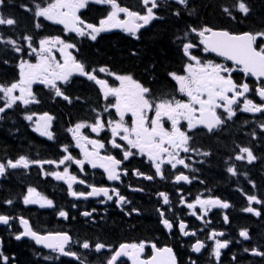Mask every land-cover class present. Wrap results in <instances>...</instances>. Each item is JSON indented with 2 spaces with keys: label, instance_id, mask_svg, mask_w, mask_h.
<instances>
[{
  "label": "flooded vegetation",
  "instance_id": "af4514ba",
  "mask_svg": "<svg viewBox=\"0 0 264 264\" xmlns=\"http://www.w3.org/2000/svg\"><path fill=\"white\" fill-rule=\"evenodd\" d=\"M137 2L140 3V0H117L120 6L143 13L141 3L138 7ZM167 4L171 9L184 8L183 5L174 3L173 0H160L158 9L160 10ZM91 8L112 11L109 5L89 3L86 8L78 12V15L84 19L83 15ZM154 11L158 13L157 9ZM119 19H126V15L120 13ZM155 20L141 28L137 35L129 34L122 28L112 27L111 30L100 33L94 42L100 41L101 38L108 35H115L118 36L117 38L130 40L135 44L144 43L146 34L159 23ZM51 26L64 28L63 25L54 23ZM193 40L198 43L195 36ZM193 54L200 58L202 62L211 60L215 63H225L229 68L233 67L231 63L223 59L205 54L199 47L193 50ZM102 66L115 74L110 76L107 73H96L99 78L107 80L110 86L118 87L120 85V82L115 79L117 75H131L133 77L131 71H119L107 65ZM99 67L101 65L95 64L96 69ZM182 70L181 75L184 74V69L182 68ZM231 78L237 84L248 83L249 87L253 89L247 94L248 98L256 104L261 103L259 97L255 94V88L259 86L260 82H255L238 68L231 73ZM43 85L38 82L33 83L32 91L33 89L42 88ZM59 86L61 91L69 98L71 93L82 91V94H78L81 98L78 102L80 104L78 109L82 110L81 113L83 114L77 120H71L68 111L64 118H58L54 115L57 122H59L58 126L55 119L52 123L53 139L56 140V137L60 139L58 148L53 146L54 143L48 137L36 133L35 135L32 134L38 139L35 143L36 148L27 151L34 156L32 160L58 162L66 154H71L77 159H83L82 149L75 146V140L67 130L74 127L77 121L78 123L94 122L98 113H102L101 118L105 121L118 119L114 109L103 112L104 107L114 103L115 99L109 97L104 100L99 86L88 81L86 77H77L71 84ZM85 95L90 96V99H85ZM53 97L55 107L57 104H63L68 108V103L73 100L71 98L64 100L62 97ZM178 99L186 100L187 98L178 93ZM39 103H42V100H39ZM220 111L217 110L218 115ZM125 122L129 126L131 125L130 113L125 115ZM261 124H264V114L243 113L237 108V114L231 120H227L212 132H208L203 126H198L195 130L189 131L187 134L191 137L189 140L190 151L189 153L181 152L180 156L189 157L186 163H189L190 166L184 169L183 166L178 165L175 170H171L169 165H162L165 179L154 177L153 180L149 181L143 176L134 174V170L147 175L154 174L152 162L146 156L140 155L130 157L119 166L118 171L120 172L124 169L128 170L126 176H121V181H109L103 169H93L87 163L83 172L74 163L68 167L69 175L77 176V181L73 182L72 191L88 192L90 188L86 186L87 184L96 187H108L110 194H112L111 189L116 188L121 195H124L130 201V203L122 206L116 203L115 196L113 201H107L106 203L102 202L106 200L103 196L77 199L71 195L66 181H58L53 176L43 174L46 171L63 172L70 162L59 166L45 164L43 170L34 165L26 170L10 169L4 177H0V214L17 219L10 222L11 227L0 225V254L5 257L4 254L15 252L18 246L25 248L26 254H28L26 256L31 257L35 264H107L111 254L121 244H140L143 242L145 247L139 255L142 261H151L156 252L170 248L172 258H174L176 264H193V262L195 264H264V257L252 254L253 249L264 252V203L252 202L249 204L247 200L248 195H255L259 200L264 201V129L260 127ZM179 126L182 131L186 130V122L181 121ZM170 127V123L165 122V128L170 129ZM81 134L88 136L89 139H97L104 143L105 148L98 149L100 155L110 154L117 159L122 158L121 150L112 148L110 144L112 138L110 126L101 129L98 134L92 133L86 127L81 130ZM6 138L5 135L0 136L1 140H7ZM116 139L118 143H123L118 137ZM219 142H223L226 146L223 144L222 148H218L217 146H221ZM64 146H68L69 153L63 152ZM242 147L250 148L256 156L252 163H248L247 160L237 161L234 159V156L239 154ZM88 149L91 151V145L88 146ZM205 152L210 155L205 156L203 154ZM6 155L10 160L17 159H13V154L6 152L1 153L0 161L9 160ZM230 166L235 167L236 175L227 172V168ZM181 171L189 176L191 183H177L174 181L173 173L180 174ZM214 173H219L220 184H213L211 175ZM80 179H84L86 184L80 185L78 183ZM28 187L35 188L40 196L51 199L53 207L41 208L38 204L25 205L23 197L27 194ZM138 189H142V191ZM15 190L18 192L14 196H9ZM161 192L168 195L169 205H163L162 197L159 196ZM181 196L184 197V201H181ZM197 197L201 199L219 198L222 202L229 203L230 207L228 209L213 208L207 216L201 219L199 205L195 209H188L186 206L187 203H194ZM34 198L39 197L34 195ZM8 200L13 203L11 205L7 204ZM249 206L258 210L260 215L256 216L254 213L245 212L244 209ZM133 209L138 211L133 212ZM61 210L68 213L67 219L59 216ZM158 210L164 211L165 216L163 218L169 219L173 224L171 230L162 223L163 218L159 215ZM84 212H91L92 215L86 217L82 215ZM193 212L196 215H193ZM225 215L228 217L227 222L224 221ZM21 217L28 220L32 230L38 234L68 233L73 241H87L92 247L83 249L79 243L72 244L71 250L77 253L80 257L79 260L61 256L52 250L46 251L30 239L22 238L24 225L19 223ZM181 221L185 223V230L189 232L187 236L179 230L178 224ZM142 224L152 226V229L143 232L141 231ZM241 230H247L250 239L245 240L240 237L239 232ZM212 232L217 234L223 232L224 236L217 235L216 238L230 242L226 249L220 250L221 254L218 259L214 254V240L210 238ZM192 233H195V235H192ZM17 235H21L19 242L15 238ZM197 241L205 245L199 253L193 251V246ZM97 243H103L107 247L96 251L94 245ZM152 245H155V248ZM245 249L249 251L246 252ZM46 257L50 258L46 259ZM9 261L15 263V257L10 255L6 264ZM166 261L168 264V260ZM0 264H3V262L0 261ZM118 264H133V260L128 256H124L120 258Z\"/></svg>",
  "mask_w": 264,
  "mask_h": 264
},
{
  "label": "snow or ice",
  "instance_id": "6c2138e0",
  "mask_svg": "<svg viewBox=\"0 0 264 264\" xmlns=\"http://www.w3.org/2000/svg\"><path fill=\"white\" fill-rule=\"evenodd\" d=\"M173 2L180 5L187 4V0H173ZM89 3L109 5L112 11L106 18L101 19L98 25L88 23L78 15V12L86 8ZM140 3L143 13L122 7L117 3V0H48L45 6L40 3L35 4L34 9L27 6L22 7H25L27 11H33L34 17L37 19L42 17L54 24L63 25L64 30L68 33H75L81 38L87 37L95 41L100 33L109 31L112 27L122 28L129 34L135 35L141 28L159 18L154 10L159 8L160 0H140ZM5 4L6 0H0V8ZM232 7L245 16L250 11L244 0H237V3ZM223 11L225 14L232 16V11L229 7H224ZM120 13H124L126 19H119ZM175 15L179 16V12L177 11ZM15 24L16 21L13 18H6L0 13V25L14 26ZM35 27L40 28L41 24L37 22ZM189 32L195 34L198 43L193 42L189 38L188 33L184 34L180 45L183 54L188 60L184 68V74L169 73L171 79L178 85L177 92L186 97V100L177 99L175 96L166 93L160 97H153L151 90L134 80L131 75L115 76L120 85L118 87L110 86L107 80L99 78L96 73H107L110 76L115 74L103 66L98 69H88L83 62L78 61L75 56L67 51L69 49L78 51L75 43L67 42L60 36L47 37L39 40L37 48L33 47V38L25 36L23 39L27 41V47L31 50L29 55H35L37 62L33 64L30 61L21 60L18 65L20 70L19 80L12 82L10 85L0 84V101L3 102L2 106H0V120L5 118L7 110L13 109L18 103L27 106L33 102L30 99L32 97L31 86L33 83L44 84L53 90L54 96L69 100L70 98L61 91V87L57 82L59 81L61 84L66 85L70 77L74 75L86 77L88 81L94 82L95 85L99 86L104 100L113 97L115 102L105 106L103 112H109L114 109L118 119L105 121L101 118L102 113H98L94 122H79L67 130L74 138L75 146L82 149L83 159L74 158L71 154L64 155L58 162L52 160H30L25 156H20L15 161L10 159L0 161V177H4L10 169L26 170L34 165L43 170L45 164L59 166L70 162L63 172L46 171L43 174L45 176H53L58 181H66L71 195L77 199L103 196L106 200L102 202L106 203L107 201H113L115 196L116 203L122 206L130 203V201L124 195H121L116 188L111 189L112 194H110L108 187H96L87 184L86 186L90 188L88 192L72 191L73 182L77 181V176L69 175L68 167L74 163L83 172L87 163L93 169H103L109 181H121V176H126L128 170L124 169L120 172L118 171L119 166L130 157L140 155L146 156L152 162L154 174L147 175L139 173L138 170H134V174L143 176L149 181L153 180L154 177L165 179L162 165H169L171 170H175L178 165L183 166L184 169L189 168L190 164L186 163L189 157L180 156L181 152L189 153L190 151L189 140L191 137L187 134L189 131L195 130L198 126H203L208 132H212L215 128L222 126L227 120H231L237 114V108L243 113L264 114V80L261 79L264 78V46H256L257 39L264 38V32L234 34L228 31H216L208 27L201 29L191 28ZM0 42L10 45L13 51L17 53L23 51V46L18 45L16 40H5L0 36ZM54 46H59L57 51L63 58L62 60H58L53 53ZM200 46H203L204 52L215 53L225 61L232 62L234 66L229 68L225 63H215L211 60L202 62L200 58L193 54V50ZM237 68L245 75H251L260 82L259 86L255 88V94L261 101L260 104H256L252 99L248 98L247 94L253 91L248 83L237 84L231 78V73L236 71ZM17 92L18 94H16ZM217 110H221L219 115ZM129 113L132 118L130 126L125 122V115ZM26 119L31 121L33 117L29 115ZM41 119L43 123L36 121L34 131L49 139H53V133L49 131L50 121L53 118L45 114V117ZM181 121L186 122L185 131H182L179 126ZM165 122L170 123V129L165 128ZM106 126H110L112 134L110 144L112 148L121 150V159H117L110 154L100 155L98 149H104V143L97 139H89L88 136L81 134V130L86 127L92 133L98 134ZM260 127L264 129V124H261ZM117 137L123 143H118ZM89 145H91V151L88 149ZM133 150L136 151L134 152ZM192 150L194 151L195 149ZM63 152L69 153L68 146L63 147ZM203 154L205 156L210 155L207 152ZM234 159L237 161L247 160L248 163H252L256 156L250 148L242 147L239 150V154L234 156ZM227 172L232 175L237 174L234 166L228 167ZM173 174L174 181L177 183L192 182L189 176L183 174L182 171L180 174ZM78 183L85 185L86 181L80 179ZM138 190L142 191V189ZM34 195L39 198H34ZM159 196L162 197L163 205L170 204L168 195L161 192ZM247 200L249 204L252 202L257 204L264 203L255 195H248ZM181 201H184L183 196H181ZM6 203L11 205L13 202L8 200ZM23 203L25 205L38 204L41 208L53 207V201L40 196L33 187L27 188ZM197 205L201 209V219L207 216L208 212L213 208L228 209L230 207L229 203L222 202L219 198L201 199L197 197L194 203L186 204L188 209H195ZM132 211L137 212L138 210L133 209ZM244 211L254 213L256 216L260 215V212L251 206L246 207ZM158 213L162 218L165 216L164 211L158 210ZM192 214L196 215L195 212ZM82 215L88 217L92 213L84 212ZM59 216L67 219L68 213L61 210L59 211ZM16 219L15 217L0 214V225L11 227L10 222ZM224 221H228L227 215L224 216ZM19 223L24 225L23 236H30L37 244H43L46 248L59 253L61 256L79 260L80 257L77 253L71 250V245L79 243L83 249L92 247L87 241H73L68 233L38 234L29 226V221L22 217L19 218ZM162 223L169 230L173 228V224L167 218H163ZM178 227L185 236L189 235V232L185 230L186 225L184 222H179ZM192 235H195V233H192ZM217 235L222 237L224 233L220 232L217 234L212 232L210 235V238L214 240V254L218 259L221 254L220 250L226 249L230 242L227 240L221 241L216 238ZM239 236L245 240L250 239L247 230H241ZM15 238L19 240L21 235H17ZM94 247L96 251H100L107 246L103 243H97ZM144 247L145 244L143 242L140 244H121L111 254L107 264H118L120 258L124 256L130 257L133 260V264H151V261H142L139 258ZM152 247L155 248V245H152ZM203 247L205 245L197 241L193 246V251L199 253ZM162 251L168 253L169 258L172 259V264H175L174 258L171 256L172 250L168 248ZM245 251L249 250L245 249ZM252 254L264 257V252L256 249L252 250ZM49 258L46 257V259ZM7 259V257H3L0 254V261L3 264H6ZM152 260H156V257H153Z\"/></svg>",
  "mask_w": 264,
  "mask_h": 264
},
{
  "label": "trees",
  "instance_id": "16d2710c",
  "mask_svg": "<svg viewBox=\"0 0 264 264\" xmlns=\"http://www.w3.org/2000/svg\"><path fill=\"white\" fill-rule=\"evenodd\" d=\"M47 2L48 0H6L1 13L6 18H13L16 24L1 26L0 36L5 40H16L18 45L23 46V51L17 53L10 45L0 42V84L10 85L18 80V65L28 51L25 47L27 41L23 39L25 36H31L33 42L47 37H65L62 36L61 29L51 26L43 19L35 18L33 11H27L25 7H22L34 9L35 4L40 3L45 6ZM244 2L249 7L250 13L245 18L235 13L231 16L235 17L233 20L224 13L223 8L229 7L234 13L236 9L232 6L237 3V0H192L189 2L187 11L174 8L166 12L161 11L159 15L163 17V22L156 24L153 30L146 34L144 43L135 44L130 40L117 38L118 36L115 35H108L97 42L68 41L76 44L78 47L76 55L88 68H95V64H99L119 71H131L134 80L148 87L153 93L170 92L173 82L169 73H178L181 69L184 60L180 45L184 34L188 33L191 27L197 29L208 27L232 33L264 31V0H244ZM177 11L179 16L175 15ZM104 14L105 12L98 8H91L85 18L86 22L97 25ZM37 22L41 24L40 28L35 27ZM78 94H82V91L71 93L70 98L80 101ZM44 95L43 108L36 109L35 113H49L64 118L68 111L71 120H77L83 114L82 110L78 109L79 103L71 108L63 104H57L55 107L53 95L46 92ZM84 98L90 99V96L85 95ZM23 114L25 112L20 108L6 114L7 140L0 139V155L7 152L13 154L15 159L22 155L20 151L26 152L36 148L35 143L38 139L24 125L21 119ZM219 144L221 146L217 147L222 148L224 143L219 142ZM211 179L213 184L221 183L219 173L212 174ZM17 192L15 190L9 196H14ZM150 229L152 226L141 225L143 232ZM7 255V258L10 255L15 257V263L9 261L8 264H35L31 257L26 256L28 254L24 247L17 246L15 252L7 253Z\"/></svg>",
  "mask_w": 264,
  "mask_h": 264
},
{
  "label": "rangeland",
  "instance_id": "374dc122",
  "mask_svg": "<svg viewBox=\"0 0 264 264\" xmlns=\"http://www.w3.org/2000/svg\"><path fill=\"white\" fill-rule=\"evenodd\" d=\"M264 32V31H263ZM87 38V37H86ZM258 41H262V44H261V46H264V44H263V42H264V38H258L257 39ZM59 46H54L53 47V50H57V48H58ZM57 53L59 54V56L61 57V55H60V53H59V51H57ZM29 57H30V62L31 63H33V61H34V63H36L37 62V57L35 56V55H29ZM63 58L61 57V60H62ZM31 92H32V86H31ZM16 94H18V92L16 93ZM30 99H32L33 100V102L32 103H29L27 106H30V105H34V102H35V100H34V98L33 97H30ZM42 117H45V116H39V117H33V119L31 120V121H29L30 122V126H31V129L34 131V128H35V122L36 121H40L41 123H43V120L41 119ZM52 123H53V120H51L50 121V128H49V131L51 132V128H52ZM36 134H39L38 132H36V131H34Z\"/></svg>",
  "mask_w": 264,
  "mask_h": 264
},
{
  "label": "water",
  "instance_id": "95a60500",
  "mask_svg": "<svg viewBox=\"0 0 264 264\" xmlns=\"http://www.w3.org/2000/svg\"><path fill=\"white\" fill-rule=\"evenodd\" d=\"M138 33V32H137ZM208 53H210V54H213V55H215V56H217L215 53H211V52H208ZM219 57V56H218ZM222 58V57H221ZM255 80H256V78L255 77H253ZM262 80H264V78H261ZM257 81V80H256ZM168 257V256H167ZM166 258V257H165ZM161 260V256L160 257H158L156 260H154V261H152V263L151 264H159L158 263V261H160ZM165 260V259H164ZM171 264H172V262H171Z\"/></svg>",
  "mask_w": 264,
  "mask_h": 264
},
{
  "label": "bare ground",
  "instance_id": "6f19581e",
  "mask_svg": "<svg viewBox=\"0 0 264 264\" xmlns=\"http://www.w3.org/2000/svg\"><path fill=\"white\" fill-rule=\"evenodd\" d=\"M19 195H20V193H19ZM19 195H18V197H19Z\"/></svg>",
  "mask_w": 264,
  "mask_h": 264
}]
</instances>
